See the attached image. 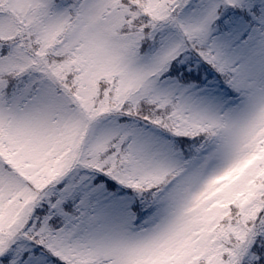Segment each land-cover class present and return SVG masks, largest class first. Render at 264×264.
Listing matches in <instances>:
<instances>
[{
    "label": "snow or ice",
    "instance_id": "1",
    "mask_svg": "<svg viewBox=\"0 0 264 264\" xmlns=\"http://www.w3.org/2000/svg\"><path fill=\"white\" fill-rule=\"evenodd\" d=\"M0 264H264V0H0Z\"/></svg>",
    "mask_w": 264,
    "mask_h": 264
}]
</instances>
